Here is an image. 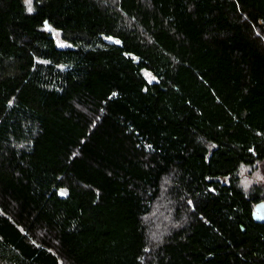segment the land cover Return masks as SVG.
I'll use <instances>...</instances> for the list:
<instances>
[{
  "label": "trees",
  "instance_id": "trees-1",
  "mask_svg": "<svg viewBox=\"0 0 264 264\" xmlns=\"http://www.w3.org/2000/svg\"><path fill=\"white\" fill-rule=\"evenodd\" d=\"M262 171L264 0H0V264H264Z\"/></svg>",
  "mask_w": 264,
  "mask_h": 264
},
{
  "label": "water",
  "instance_id": "water-1",
  "mask_svg": "<svg viewBox=\"0 0 264 264\" xmlns=\"http://www.w3.org/2000/svg\"><path fill=\"white\" fill-rule=\"evenodd\" d=\"M253 218L255 222L264 224V202H260L256 205Z\"/></svg>",
  "mask_w": 264,
  "mask_h": 264
},
{
  "label": "rangeland",
  "instance_id": "rangeland-1",
  "mask_svg": "<svg viewBox=\"0 0 264 264\" xmlns=\"http://www.w3.org/2000/svg\"><path fill=\"white\" fill-rule=\"evenodd\" d=\"M147 76L151 79V75L150 74H147ZM261 173H263V175H264V171H262ZM261 182H263L264 183V178L262 179V181Z\"/></svg>",
  "mask_w": 264,
  "mask_h": 264
},
{
  "label": "snow or ice",
  "instance_id": "snow-or-ice-1",
  "mask_svg": "<svg viewBox=\"0 0 264 264\" xmlns=\"http://www.w3.org/2000/svg\"><path fill=\"white\" fill-rule=\"evenodd\" d=\"M29 3H30V0H29Z\"/></svg>",
  "mask_w": 264,
  "mask_h": 264
}]
</instances>
